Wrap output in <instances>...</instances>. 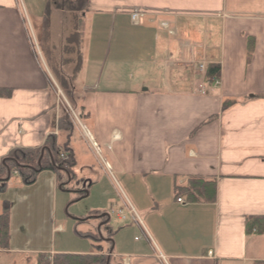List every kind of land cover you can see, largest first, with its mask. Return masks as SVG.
<instances>
[{
	"label": "crops",
	"instance_id": "obj_1",
	"mask_svg": "<svg viewBox=\"0 0 264 264\" xmlns=\"http://www.w3.org/2000/svg\"><path fill=\"white\" fill-rule=\"evenodd\" d=\"M27 8L0 0V90L11 91L0 97V161L14 148L42 147L49 135L67 144L76 180L64 192L77 201V191L80 200L97 191L100 201L77 222L101 234L110 264H264V239L245 228L264 217V0H87L77 54L57 62V72V46ZM134 11L144 15L139 26ZM201 62L219 68L218 88ZM61 89L69 101L57 97ZM67 105L79 121L67 116L71 130H58ZM188 178L214 181V204H178L171 192ZM111 182L127 189L125 211L137 222L110 214L113 202L124 205L104 197ZM148 185H164V199L136 195ZM58 190L52 172L31 186L10 178L0 195V209L9 205L0 264H37L52 253L56 229L48 231L45 214ZM108 210L113 220L101 217Z\"/></svg>",
	"mask_w": 264,
	"mask_h": 264
},
{
	"label": "trees",
	"instance_id": "obj_2",
	"mask_svg": "<svg viewBox=\"0 0 264 264\" xmlns=\"http://www.w3.org/2000/svg\"><path fill=\"white\" fill-rule=\"evenodd\" d=\"M62 4L70 7L73 10H83L86 7L87 0H60L56 2V8ZM73 34L66 39L67 43L74 37L80 38L81 24L76 21L73 27ZM79 41V39H78ZM71 42H73L71 40ZM70 43L69 45H72ZM77 43H74L76 46ZM73 52V51H72ZM75 53L77 51H74ZM251 53V46L248 43V55ZM77 54V53H76ZM219 68L209 65L206 70L208 79L216 78ZM10 90H0V97H10ZM264 98V96L262 97ZM233 102L226 101L222 104V110L226 109ZM58 130L70 131L71 123L67 115L63 116L58 121ZM61 154H66L68 157L67 162L60 159ZM64 165L67 168H64ZM75 167L74 157L72 151L67 147V144L60 146L57 143L55 135H49L43 146L36 149L30 148H14L1 159L0 161V195L6 190L7 183L11 178L12 172H16L17 178L24 186H31L35 183L36 177L41 172H52L61 189H66L67 178L72 182L76 180V175L73 172ZM66 180V179H65ZM176 196L182 195L187 204H214L216 198V185L212 180H204L201 178H188L185 185L176 187ZM79 198L84 196L83 191H77ZM246 234L261 236L264 239V217L248 218L245 223ZM111 233L108 236L111 239ZM85 238H89L93 242L92 247L97 254L89 255H76V254H56L53 257V264H110L108 256L102 254V248L97 246V243L104 240L100 238L101 234H83ZM111 244V240L108 241ZM9 243V205L4 203L0 209V250H6ZM110 251V249H109ZM45 260L44 256H39L38 263L41 264Z\"/></svg>",
	"mask_w": 264,
	"mask_h": 264
},
{
	"label": "rangeland",
	"instance_id": "obj_3",
	"mask_svg": "<svg viewBox=\"0 0 264 264\" xmlns=\"http://www.w3.org/2000/svg\"><path fill=\"white\" fill-rule=\"evenodd\" d=\"M25 2L29 5L34 6V8H27L29 9L31 19L34 15L35 18L40 19L41 22L44 23L42 28V36H44L46 32L47 35L50 37L51 41L55 44V46H57L55 52H52L55 59V56H61V59L57 58V60L53 61L52 64L53 71L57 72V62H65V59L67 57L73 58V56H75L74 51L77 50L79 38H72L71 40L73 42H71L70 40V43H73L72 45H69L70 43L63 41L65 39H68L73 34V27L76 24L77 20L79 21V25L81 24V21L83 20L81 18V14L84 12L85 9L80 11L78 9L73 10L74 8L71 9L70 7L65 5H63L62 7V4H60V7H62L63 9H59V7L56 8L55 4L56 2L60 3V0H25ZM142 23L143 18L140 19V24ZM170 28H172V26H170ZM74 43H77L76 46L74 45ZM62 45L64 46L59 50V47ZM68 53H71V56H69ZM55 77L57 78V76ZM55 80L56 83H58V80ZM56 94L57 97L61 100V102H63L64 99L68 101L70 99V94L68 95V93L62 89L60 92L56 90ZM71 105L72 104H70V107ZM72 110L75 115V109L72 108ZM70 116L73 117L71 113ZM76 117H78L77 114ZM80 122L82 124H85L83 119H80ZM118 187L120 186H115L112 182L111 185L106 183L104 184L103 190L105 192H103V194L105 198L111 197V199L113 200L114 198L115 201L117 200V198H119L120 202H123L124 205L115 206V202H113L112 204L114 206L112 207L115 208L112 209L115 211L122 210L125 212L124 206L129 207L128 198L130 196L128 195L127 189L125 190V188L120 187L121 189H124L123 191H126L124 194V198L122 192ZM142 190L144 192V195L150 196L153 194H157L158 196L164 199V185H160L156 188L155 186L151 187L150 185L137 188L136 195H139L140 191ZM174 192H177L176 188L172 190L171 195L174 196ZM76 197L77 195H74L72 193L58 190L57 199L54 205H50V209L45 214V221L48 225V231L51 233V230L56 229V231H54L50 237V243H52V253H67L76 255H89L96 253L95 250L92 248L93 242L83 236V234L85 233L94 232L92 230V224L77 222V220H83L84 218L88 217L89 212L87 207H91L95 202L100 201V198L98 197V193L95 188L91 189L90 195L86 199L75 201ZM101 197L102 201H104L102 195ZM106 215H108L113 220V217H111L109 214V210L107 211ZM126 218L128 219L129 216L126 215ZM257 238L259 242H263L261 237ZM138 239H140L139 236Z\"/></svg>",
	"mask_w": 264,
	"mask_h": 264
},
{
	"label": "built area",
	"instance_id": "obj_4",
	"mask_svg": "<svg viewBox=\"0 0 264 264\" xmlns=\"http://www.w3.org/2000/svg\"><path fill=\"white\" fill-rule=\"evenodd\" d=\"M140 17H142V16L139 13H136V12L132 13V15H131V21H132V23L133 24H137V22H138V20H139ZM200 69H203V65H200ZM218 85H219V82L216 80L214 82V86H218ZM176 202L177 203H180V204L183 203L180 198H178L176 200ZM118 215H121V212H119Z\"/></svg>",
	"mask_w": 264,
	"mask_h": 264
}]
</instances>
